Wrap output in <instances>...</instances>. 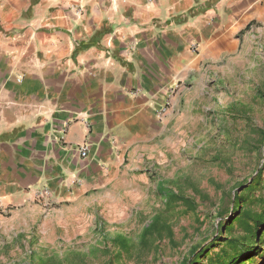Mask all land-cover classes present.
I'll return each instance as SVG.
<instances>
[{
    "label": "crops",
    "instance_id": "crops-1",
    "mask_svg": "<svg viewBox=\"0 0 264 264\" xmlns=\"http://www.w3.org/2000/svg\"><path fill=\"white\" fill-rule=\"evenodd\" d=\"M258 24L264 0H0V222L46 235L127 194Z\"/></svg>",
    "mask_w": 264,
    "mask_h": 264
},
{
    "label": "rangeland",
    "instance_id": "rangeland-1",
    "mask_svg": "<svg viewBox=\"0 0 264 264\" xmlns=\"http://www.w3.org/2000/svg\"><path fill=\"white\" fill-rule=\"evenodd\" d=\"M249 34L244 51L228 53L225 72L211 82L215 90L201 119L151 152L127 194L99 198L71 225L46 235L0 222V264H191L193 252L211 248L205 263L218 252L229 236L224 226L236 215L235 194L260 179L253 198H264V25ZM160 185L193 199L196 210L169 205ZM156 215L164 230L144 242L142 231ZM117 234L129 239L128 252L113 245ZM258 246L244 264H264V232Z\"/></svg>",
    "mask_w": 264,
    "mask_h": 264
},
{
    "label": "trees",
    "instance_id": "trees-1",
    "mask_svg": "<svg viewBox=\"0 0 264 264\" xmlns=\"http://www.w3.org/2000/svg\"><path fill=\"white\" fill-rule=\"evenodd\" d=\"M248 25L245 30L249 29ZM261 173V172H260ZM261 177V174H259ZM261 185L260 179H254L246 187H244L239 194H235V209L236 215L231 221L224 226V232L229 233L225 237L223 244H225L218 252L209 257L205 263L203 259L212 250H202L197 253L193 252L194 257L190 259L191 264H244L247 260H253V251H259L261 248L258 246L260 243L261 235L260 229L264 228V198L256 201L253 198V193L256 188ZM159 191L167 196V203L169 205L174 203H181L185 206L186 212L195 211L197 203L183 194L175 191L168 192L162 185L159 186ZM259 203L261 210L256 211L252 205ZM164 230V222L161 220L160 215H156L155 219L146 226L142 231V241L148 242L150 236L161 234ZM240 230V231H239ZM239 232V233H238ZM171 234L170 232H168ZM114 246H117L121 251L128 252L131 249L129 239L122 234H117L111 238ZM247 257V258H245Z\"/></svg>",
    "mask_w": 264,
    "mask_h": 264
},
{
    "label": "built area",
    "instance_id": "built-area-1",
    "mask_svg": "<svg viewBox=\"0 0 264 264\" xmlns=\"http://www.w3.org/2000/svg\"><path fill=\"white\" fill-rule=\"evenodd\" d=\"M182 81H177L167 85L164 89V102L160 109H158V113L160 117H163L169 108L172 106L173 100L175 96L178 94ZM88 144L83 143L77 147V150L80 153V156L86 158L88 156ZM45 193V191H43Z\"/></svg>",
    "mask_w": 264,
    "mask_h": 264
}]
</instances>
